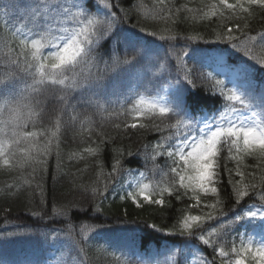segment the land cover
<instances>
[{
  "label": "trees",
  "instance_id": "16d2710c",
  "mask_svg": "<svg viewBox=\"0 0 264 264\" xmlns=\"http://www.w3.org/2000/svg\"><path fill=\"white\" fill-rule=\"evenodd\" d=\"M263 260L264 0H0V264Z\"/></svg>",
  "mask_w": 264,
  "mask_h": 264
},
{
  "label": "rangeland",
  "instance_id": "374dc122",
  "mask_svg": "<svg viewBox=\"0 0 264 264\" xmlns=\"http://www.w3.org/2000/svg\"><path fill=\"white\" fill-rule=\"evenodd\" d=\"M218 131H219V129H217V130H213L212 133H211V136L215 135ZM181 154H182V155H185V152H183L182 149H181ZM261 264H264V260L262 261Z\"/></svg>",
  "mask_w": 264,
  "mask_h": 264
}]
</instances>
